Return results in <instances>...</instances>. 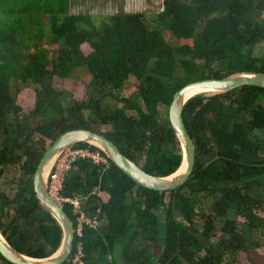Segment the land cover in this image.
<instances>
[{
  "label": "trees",
  "instance_id": "1",
  "mask_svg": "<svg viewBox=\"0 0 264 264\" xmlns=\"http://www.w3.org/2000/svg\"><path fill=\"white\" fill-rule=\"evenodd\" d=\"M157 6L150 28L141 13L50 11L46 31L36 29L37 19L28 27V13L0 6V231L18 251L45 257L61 242L33 191V174L61 134L97 133L145 172L165 177L182 158L167 116L174 94L196 81L264 73V0ZM81 69L91 77L84 100L54 87L55 78ZM130 79L135 91L120 96ZM13 83L33 90L30 111L16 103ZM195 97L182 113L195 164L178 189L142 188L108 159L106 167L72 164L61 194L79 197L80 211L98 226L74 234L69 257L80 245L83 264H238L240 255L264 264V89ZM72 148L105 156L84 143ZM63 210L75 229L80 211ZM0 264L13 263L0 255Z\"/></svg>",
  "mask_w": 264,
  "mask_h": 264
},
{
  "label": "water",
  "instance_id": "2",
  "mask_svg": "<svg viewBox=\"0 0 264 264\" xmlns=\"http://www.w3.org/2000/svg\"><path fill=\"white\" fill-rule=\"evenodd\" d=\"M244 86L264 89V73L240 72L222 79L196 81L183 86L174 94L167 116L170 127L179 142L182 158L178 169L165 177L153 176L145 172L124 156L111 141L97 133L85 129H74L61 134L46 149L33 174V191L38 204L61 229L62 238L58 248L48 256L33 257L15 249L0 231V255L13 264H63L69 258L74 240L73 225L63 208L49 196L47 191V179L51 167L66 149L78 143L88 144L101 151L112 164L138 186L158 192L178 189L190 178L195 164L194 145L182 118L185 104L200 94H222ZM194 90L199 92L190 95Z\"/></svg>",
  "mask_w": 264,
  "mask_h": 264
},
{
  "label": "rangeland",
  "instance_id": "3",
  "mask_svg": "<svg viewBox=\"0 0 264 264\" xmlns=\"http://www.w3.org/2000/svg\"><path fill=\"white\" fill-rule=\"evenodd\" d=\"M126 0H111V11H102L98 14L100 15H110V14H119V13H126V14H132V13H140L145 16L147 26L150 28L151 25H153L154 19H156V16L158 13V6L154 7L152 10L151 7L148 8L147 11H137L139 8H135V6H132L130 4L123 5V3ZM246 1V0H244ZM123 5V6H122ZM42 5L41 7H43ZM48 7V6H47ZM124 10L126 12H124ZM264 19V15H263ZM164 38L166 41L170 42L171 44H177L178 42L170 36L171 34L169 32H163ZM183 44L191 45L190 41L188 42H182ZM80 71V72H79ZM78 71V74L76 72V75H74L73 78H68L64 80H59L58 78L54 79V87L57 88L58 90H63L68 93V95L71 96V98L81 101L84 100L87 96V91L89 90L88 85L91 81L90 75L87 73L86 70L81 69ZM129 87L124 88L120 92V96L122 97H127L131 93L135 91V87L133 85L134 80L130 79L129 80ZM11 92L16 96V103L21 106L22 112H28L33 108L34 104V92L32 89L29 88H24L21 87L20 84H14L13 83V88L11 89ZM205 96H210L213 95L212 93H204ZM121 105L118 104V107ZM87 113V112H85ZM102 131L106 130L107 128H101ZM259 254H262V250L258 249ZM239 262L238 264H254V261L250 260L248 261L245 259L244 255H240L238 257ZM68 260V259H67Z\"/></svg>",
  "mask_w": 264,
  "mask_h": 264
},
{
  "label": "crops",
  "instance_id": "4",
  "mask_svg": "<svg viewBox=\"0 0 264 264\" xmlns=\"http://www.w3.org/2000/svg\"><path fill=\"white\" fill-rule=\"evenodd\" d=\"M162 1L163 0H126L123 5H126V7L128 4L135 6V8H139L137 11L140 12L147 11L149 7H151L150 10H152ZM42 5L44 6L41 7ZM0 6L4 9L11 8V11H18V13L23 16L25 13H28L24 18L26 24L29 23H27V20L37 19L40 24L38 22L36 29L43 31L49 28V23L47 21L50 11L51 13L60 11L62 13L65 12L66 15H82L97 18L108 16L98 13L102 11H111V7H113L111 5V0H0ZM124 12L126 11L124 10ZM29 26L31 27L30 24H28V27Z\"/></svg>",
  "mask_w": 264,
  "mask_h": 264
},
{
  "label": "built area",
  "instance_id": "5",
  "mask_svg": "<svg viewBox=\"0 0 264 264\" xmlns=\"http://www.w3.org/2000/svg\"><path fill=\"white\" fill-rule=\"evenodd\" d=\"M79 160H88L96 166L106 167L107 165V158L100 155L98 152L90 151L89 149L69 147L55 160L47 179V191L49 196L60 207L63 208L64 205H69L78 211H80L81 208V200L79 197L63 196L61 192L67 172L71 169L72 164ZM75 226V229L73 228L74 234L80 237L85 226L88 228H96L98 222L95 219H90L84 212L80 211ZM82 258L83 251L81 246L78 245L77 251L72 257H69L66 262L67 264H83Z\"/></svg>",
  "mask_w": 264,
  "mask_h": 264
},
{
  "label": "bare ground",
  "instance_id": "6",
  "mask_svg": "<svg viewBox=\"0 0 264 264\" xmlns=\"http://www.w3.org/2000/svg\"><path fill=\"white\" fill-rule=\"evenodd\" d=\"M196 92H199V91H197V90H194V91H192L191 92V94L190 95H192V94H194V93H196ZM196 98V97H195ZM191 100V99H190ZM183 168H184V166H183ZM85 198V197H84ZM86 199V198H85ZM82 205V204H81ZM65 207H66V205H65ZM66 213V212H65ZM85 213V212H84ZM87 213V212H86ZM82 234H84L83 233V231H82ZM75 238V237H74ZM72 250H73V248H72ZM71 253H72V251H71ZM71 255V254H70ZM84 258V257H83Z\"/></svg>",
  "mask_w": 264,
  "mask_h": 264
}]
</instances>
